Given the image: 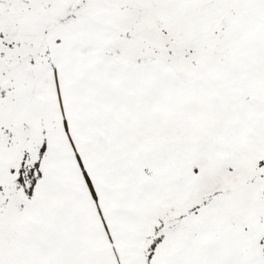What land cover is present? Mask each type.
Returning <instances> with one entry per match:
<instances>
[{
  "label": "snow or ice",
  "instance_id": "snow-or-ice-1",
  "mask_svg": "<svg viewBox=\"0 0 264 264\" xmlns=\"http://www.w3.org/2000/svg\"><path fill=\"white\" fill-rule=\"evenodd\" d=\"M0 264H264V0H0Z\"/></svg>",
  "mask_w": 264,
  "mask_h": 264
}]
</instances>
